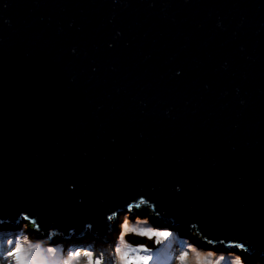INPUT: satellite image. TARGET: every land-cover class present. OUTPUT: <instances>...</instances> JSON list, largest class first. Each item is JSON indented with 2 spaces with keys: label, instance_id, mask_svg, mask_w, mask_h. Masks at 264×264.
<instances>
[{
  "label": "water",
  "instance_id": "95a60500",
  "mask_svg": "<svg viewBox=\"0 0 264 264\" xmlns=\"http://www.w3.org/2000/svg\"><path fill=\"white\" fill-rule=\"evenodd\" d=\"M128 216L264 258V0H0V235Z\"/></svg>",
  "mask_w": 264,
  "mask_h": 264
},
{
  "label": "rangeland",
  "instance_id": "374dc122",
  "mask_svg": "<svg viewBox=\"0 0 264 264\" xmlns=\"http://www.w3.org/2000/svg\"><path fill=\"white\" fill-rule=\"evenodd\" d=\"M125 224H127L129 229H135V232L132 233L135 236H133V238H130L131 241H133V239H136L138 242L142 241L141 239L139 240L138 238H136V235H141L143 231H153L150 227H148L138 218L131 220L129 216L123 217L119 220L117 224V229L115 230V232H113L114 236L113 235L110 236L111 239L107 244L99 248L89 249V251L93 253L94 259L96 258L100 259L103 262V264H122L121 257L123 256L124 253H127L129 258L149 255L152 257L149 264H236V262L213 257L198 252L196 250H193L191 248L185 247L183 245L177 244L168 238L156 237L153 238L152 240L146 241V238L141 235V238H143V240L146 241V247L148 248V251H144L138 243L134 244L133 242L132 244L131 243L129 244L128 241L125 242L124 240L125 235L128 234L124 228ZM6 238H8V236H6ZM18 239H21L22 244L25 240H27L23 236H21ZM68 244H70V242L67 243V245ZM29 245H31V249L35 246L34 248H36L38 252L39 250L45 251V249L31 242L24 246L28 247ZM8 247L9 246H7L4 249V252L1 255L6 253V249H8ZM67 248L69 247H63L64 258L62 260L64 259L71 260L72 264H91V262H88L89 258L84 256L83 253L80 256L74 257V253H75L74 248L73 249L71 248V250ZM96 249H100V251ZM117 249H119V252L117 251ZM52 250H56V247H54L53 249H46L47 252H52ZM68 250L71 253H67ZM32 252L34 253L33 250ZM184 253H187V255H184ZM53 256L54 255L51 256L45 255V257H49V258H52ZM10 260L13 262V264L15 263L14 257L10 258ZM172 260H174L173 263L170 262ZM3 261L5 262V260ZM50 261L52 260H46V264ZM55 264H58V262H55ZM243 264H264V258L255 263H243Z\"/></svg>",
  "mask_w": 264,
  "mask_h": 264
},
{
  "label": "clouds",
  "instance_id": "9594fccd",
  "mask_svg": "<svg viewBox=\"0 0 264 264\" xmlns=\"http://www.w3.org/2000/svg\"><path fill=\"white\" fill-rule=\"evenodd\" d=\"M114 232H115V230H114ZM126 235H125V238H124L125 242L128 241L129 244L130 243L132 244V242H130V239L128 237H126ZM130 235H133V234L131 233ZM6 236H8V238H6ZM133 236H135V235H133ZM136 236H138V237L140 236L141 237V235H136ZM20 237L17 236V235H10V234L0 235V240H1L2 245H3V252H4V249L7 246H9L8 249H6V253H4L1 256V258H0V264H13V262L10 260V258H12V257H8L7 256V253L9 251H11V249L15 245L14 244H10L9 241H13V242H15V244H18V245H23V248H21V249L18 250L17 255L24 256V259L17 260L14 257V259H15V263L14 264H46V260H52V261L48 262L47 264H50V263L55 264V262H58V264H72V261L71 260H68V259L62 260L64 258V256H63L64 255V253H63V247L59 246L58 244L54 245L52 248H49V249H53L54 247H56V250H52V252H47L46 249H45V251L39 250V252H38L37 249H35L34 250V253H33L31 247H29V246L28 247H25L24 246L26 244H29L30 242L27 241V240H25L23 242V244H22L21 239H18ZM140 239L141 238H139V240ZM133 241H136V242H134V244H136L138 242L135 239H133ZM74 242H75V244L77 246V248L74 249L75 250L74 257L80 256L85 251L90 252L89 249H93V248H88L87 246L82 245L79 242H76V241H74ZM142 242H144L143 238H142ZM31 243L34 244L36 242H31ZM138 244L140 245V243H138ZM67 249L71 250V248H67ZM103 249H105V248H103ZM29 250H31V251H29ZM58 250H59V253L57 252ZM69 250L67 251V253H71ZM77 250H79V255H76ZM96 250L100 251V249H96ZM26 251H29V254L28 255H25V252ZM45 255H48V256L54 255V256L52 258H49V257H45ZM56 255L59 256V257H57V260L54 259ZM69 255H71V254H69ZM67 257H69V256H67ZM58 258H60V259L58 260ZM3 260H5V262ZM173 261L174 260H172L170 262L173 263ZM236 264H243V261L241 259H237Z\"/></svg>",
  "mask_w": 264,
  "mask_h": 264
},
{
  "label": "snow or ice",
  "instance_id": "6c2138e0",
  "mask_svg": "<svg viewBox=\"0 0 264 264\" xmlns=\"http://www.w3.org/2000/svg\"><path fill=\"white\" fill-rule=\"evenodd\" d=\"M143 202V201H142ZM111 219V217H109ZM124 228L126 232L130 235L131 233L135 232V229H129L127 224L124 225ZM168 231H143L141 235L146 238L147 240H152L153 238L160 237V238H167L169 236ZM146 241L140 243V247L144 251H148V248L146 247ZM10 244H14L15 246L7 253L8 257H15L17 260H22L24 259V256H19L17 255V252L19 249L23 248V245H18L15 244L13 241H9ZM239 247H243V245H240ZM31 251V250H29ZM29 251L25 252V255L29 254ZM119 252V249H117ZM84 256L88 257V262H91V264H103V262L96 258H93V253L85 251ZM76 255H79V250H77ZM184 255H187V253H184ZM152 259L151 256L149 255H143V256H137L135 258H129L127 253H124L123 256L121 257L122 264H149L150 260Z\"/></svg>",
  "mask_w": 264,
  "mask_h": 264
},
{
  "label": "bare ground",
  "instance_id": "6f19581e",
  "mask_svg": "<svg viewBox=\"0 0 264 264\" xmlns=\"http://www.w3.org/2000/svg\"><path fill=\"white\" fill-rule=\"evenodd\" d=\"M130 217V219L131 220H134L136 217L135 216H129ZM118 222H119V220L116 222V224H115V227H114V229H113V231H112V234L111 235H113L114 236V230H116L117 229V224H118ZM112 236V237H113ZM111 239V238H110ZM109 239V240H110ZM61 242H57L58 243V245L59 246H61V247H69V248H74V249H76L77 248V246H76V244H75V242L73 241V240H70V239H63V240H60ZM64 241H66V242H64ZM68 242H70V244H68L67 245V243ZM167 249V248H166Z\"/></svg>",
  "mask_w": 264,
  "mask_h": 264
},
{
  "label": "trees",
  "instance_id": "16d2710c",
  "mask_svg": "<svg viewBox=\"0 0 264 264\" xmlns=\"http://www.w3.org/2000/svg\"><path fill=\"white\" fill-rule=\"evenodd\" d=\"M135 213H136V212H135ZM18 233H19V232H18ZM0 246L3 247L1 240H0ZM29 247H31V245H29ZM35 249H36V248H34V247L32 248L33 251H34ZM57 252L59 253V250H58ZM37 254H38V253H37ZM57 257H59V256L56 255L54 259L57 260ZM59 259H60V258H58V260H59ZM181 263H182V262H181Z\"/></svg>",
  "mask_w": 264,
  "mask_h": 264
}]
</instances>
